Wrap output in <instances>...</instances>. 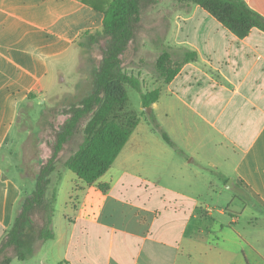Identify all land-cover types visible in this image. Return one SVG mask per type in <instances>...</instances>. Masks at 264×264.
<instances>
[{
	"label": "crops",
	"instance_id": "crops-1",
	"mask_svg": "<svg viewBox=\"0 0 264 264\" xmlns=\"http://www.w3.org/2000/svg\"><path fill=\"white\" fill-rule=\"evenodd\" d=\"M111 1L0 0V241L32 190L15 172L19 111L59 87ZM242 1L264 19V0ZM171 26L166 42L196 59L150 113L180 153L139 121L105 191L62 172L49 248L9 264H264V32L238 38L195 5Z\"/></svg>",
	"mask_w": 264,
	"mask_h": 264
},
{
	"label": "trees",
	"instance_id": "trees-1",
	"mask_svg": "<svg viewBox=\"0 0 264 264\" xmlns=\"http://www.w3.org/2000/svg\"><path fill=\"white\" fill-rule=\"evenodd\" d=\"M177 1L200 7L238 38L246 37L253 28L264 32V19L251 11L242 0ZM143 2L144 0L111 1L104 11L102 28L92 32L94 34L87 32L81 36L88 37L91 42H95L96 37L106 42L92 92L79 103L78 107L73 108L69 120L56 134L51 156L38 169L31 193L23 198L19 212L0 241V264H9L13 259L29 260L44 243L54 239L52 220L57 186L62 172H72L89 186L97 184L128 141L138 121L128 120L121 123L119 113L125 109L127 97L122 91L113 90V86L125 84L137 91L143 109L150 108L158 100L160 89L143 92L139 80L125 73L120 60V56L136 35ZM170 58V54L162 52L155 64L156 73L162 78V84H169L178 74L180 65L194 61L196 54L183 51L182 63L173 67L169 66ZM84 120L86 122L82 131L83 139L77 150L63 162V169L57 174L56 187L50 193V179L56 170L58 156ZM148 121L163 141L180 153L176 145L160 129L152 113L148 116ZM97 187L102 191L106 190L98 184ZM35 222L39 224L36 225Z\"/></svg>",
	"mask_w": 264,
	"mask_h": 264
},
{
	"label": "rangeland",
	"instance_id": "rangeland-1",
	"mask_svg": "<svg viewBox=\"0 0 264 264\" xmlns=\"http://www.w3.org/2000/svg\"><path fill=\"white\" fill-rule=\"evenodd\" d=\"M192 7L191 4L177 0H144L136 35L126 51L120 56L123 70L139 80L143 92H150L162 84V78L158 77L155 70V64L162 52L171 55L169 66L173 67V65L182 63V53L171 47L168 41L166 42V37L168 38L170 35L173 18L189 14ZM105 45V40L97 37L95 42H91L86 36L78 39L76 42L78 56L72 66L63 71L64 75L60 78L59 87L19 111L15 132L19 143L18 154L20 155L15 172L17 177H22L20 180L26 184V188L32 187L33 189L36 173L51 156L56 134L69 120L73 108L78 107L79 103L92 92ZM174 50L178 53L177 55ZM74 65L75 69L73 70ZM113 90H120L127 97L126 107L123 112L119 113L121 123H126L128 120L149 122L148 116L151 113L147 114L142 108L137 91L125 84L115 85ZM85 122L86 120L80 123L58 156L56 170L50 179V193L56 187L57 174L62 171L63 162L77 150L83 139L82 131ZM2 167L6 171L14 167L5 155L2 157ZM208 172H212L216 180L222 178L220 173L215 170H208ZM218 184L221 185V183ZM228 189L238 192L234 186H229ZM242 200L245 202V199L242 198ZM207 203L210 202L207 201ZM56 213H58V208ZM247 220V214H242V228L247 226ZM42 246L43 250H41L45 251L50 245ZM40 254L41 251L36 252L33 258L40 257Z\"/></svg>",
	"mask_w": 264,
	"mask_h": 264
},
{
	"label": "water",
	"instance_id": "water-1",
	"mask_svg": "<svg viewBox=\"0 0 264 264\" xmlns=\"http://www.w3.org/2000/svg\"><path fill=\"white\" fill-rule=\"evenodd\" d=\"M150 110H151L150 108H146L145 109V112H147V114H149L150 113Z\"/></svg>",
	"mask_w": 264,
	"mask_h": 264
}]
</instances>
